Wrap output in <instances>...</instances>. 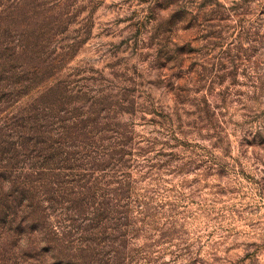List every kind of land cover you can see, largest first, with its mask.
Instances as JSON below:
<instances>
[{"label": "rangeland", "instance_id": "1", "mask_svg": "<svg viewBox=\"0 0 264 264\" xmlns=\"http://www.w3.org/2000/svg\"><path fill=\"white\" fill-rule=\"evenodd\" d=\"M62 10L55 27L18 10L32 23L14 32L31 36L19 65L61 57L14 109L57 107L44 93L62 86L60 117L136 143L126 167L142 213L127 263L264 264V0H62ZM29 177L25 192L3 183L2 202L15 201L10 228L0 220V264H59L94 200H64L62 173Z\"/></svg>", "mask_w": 264, "mask_h": 264}, {"label": "trees", "instance_id": "2", "mask_svg": "<svg viewBox=\"0 0 264 264\" xmlns=\"http://www.w3.org/2000/svg\"><path fill=\"white\" fill-rule=\"evenodd\" d=\"M20 9L27 15L35 13L40 21L51 19L49 24L54 27L62 22L63 16L62 0H0V117L4 120L12 110L10 124L0 126V192L5 190L3 183L9 189L17 184L22 192L33 188L30 174L62 173L68 178L62 185L64 200L84 202L92 197L94 201L92 206L84 208L87 217L81 218L84 227L79 238L65 241L59 264H128L134 252L129 247L136 232L133 220L142 213L137 195L129 189L126 167V158H130L136 143L118 130L66 118L67 111L60 117L57 107L62 106V86L56 92L44 93L49 97L59 96L57 107L32 102L14 109L15 104L36 89L34 79L52 69L54 61L61 57L47 51L37 57L41 63L19 65V57L28 59L31 55L26 46L31 36L16 37L14 32L16 28L32 27V23L20 19ZM47 12L50 15L45 16ZM47 80H53L52 76ZM8 103L14 104L8 108ZM22 172L28 178L19 177ZM13 194L7 195L6 202L0 197V207L9 205L0 212V220L2 215L3 220H8L6 229L13 222L14 213L10 211L15 201ZM26 200L24 196L23 202ZM83 206L79 204L72 209L77 212ZM26 218L22 222H27Z\"/></svg>", "mask_w": 264, "mask_h": 264}]
</instances>
